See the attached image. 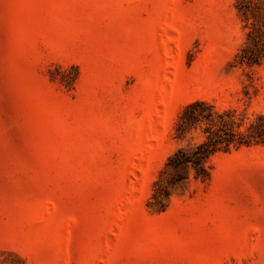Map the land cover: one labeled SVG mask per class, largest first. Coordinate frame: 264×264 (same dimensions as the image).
Returning <instances> with one entry per match:
<instances>
[{"label":"rangeland","instance_id":"rangeland-1","mask_svg":"<svg viewBox=\"0 0 264 264\" xmlns=\"http://www.w3.org/2000/svg\"><path fill=\"white\" fill-rule=\"evenodd\" d=\"M237 0H0V264H264V144L162 212L184 107L264 115Z\"/></svg>","mask_w":264,"mask_h":264},{"label":"trees","instance_id":"trees-1","mask_svg":"<svg viewBox=\"0 0 264 264\" xmlns=\"http://www.w3.org/2000/svg\"><path fill=\"white\" fill-rule=\"evenodd\" d=\"M236 8L248 28L236 58L240 64L259 65L264 60V0H237ZM174 136L184 143L169 156L154 182L148 205L157 212L166 210L174 191L192 178L209 179L211 160L218 153L264 144V115L249 118L235 108L220 109L198 99L179 114Z\"/></svg>","mask_w":264,"mask_h":264}]
</instances>
